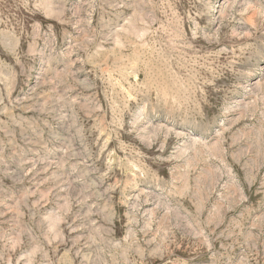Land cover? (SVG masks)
Returning a JSON list of instances; mask_svg holds the SVG:
<instances>
[{"label": "rangeland", "instance_id": "374dc122", "mask_svg": "<svg viewBox=\"0 0 264 264\" xmlns=\"http://www.w3.org/2000/svg\"><path fill=\"white\" fill-rule=\"evenodd\" d=\"M0 264H264V0H0Z\"/></svg>", "mask_w": 264, "mask_h": 264}]
</instances>
